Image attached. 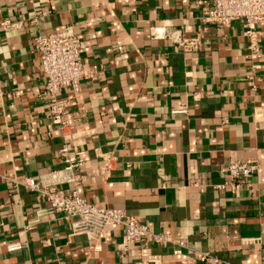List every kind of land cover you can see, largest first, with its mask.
Returning a JSON list of instances; mask_svg holds the SVG:
<instances>
[{
    "label": "crops",
    "instance_id": "obj_1",
    "mask_svg": "<svg viewBox=\"0 0 264 264\" xmlns=\"http://www.w3.org/2000/svg\"><path fill=\"white\" fill-rule=\"evenodd\" d=\"M209 8L210 0H0V22L16 24L0 28V264H264V36L263 57L251 62L242 23L207 26ZM67 30L95 72L78 94H58L69 101L62 119L85 134L78 194L183 247L141 242L123 253L120 226L93 246L21 187L62 166L33 42ZM173 31L200 36L201 50L176 49L163 37ZM238 161L258 169L235 194L216 189ZM13 244L22 248L8 252Z\"/></svg>",
    "mask_w": 264,
    "mask_h": 264
},
{
    "label": "built area",
    "instance_id": "obj_2",
    "mask_svg": "<svg viewBox=\"0 0 264 264\" xmlns=\"http://www.w3.org/2000/svg\"><path fill=\"white\" fill-rule=\"evenodd\" d=\"M235 21H240L243 25V36L250 61H260L263 57L260 48L264 31L260 26L264 24V0H210V8L202 18L205 25L217 28L228 26ZM15 26L16 24L8 21L0 22V28L4 31ZM163 37L183 53L199 52L203 46V40L198 35L185 37L173 31L166 32ZM33 49L37 54L45 80L44 95L48 102V117L60 132L63 140L59 152L62 156V166L60 169L49 171L38 181L26 178L20 184L21 187L45 199L48 203V212L61 214L70 220L71 236H85L93 246L108 227L120 226L124 233L123 243L120 246V251L123 253L128 245L141 242L153 243L160 247L168 244L183 247L184 241L175 243L167 235L153 233L146 223L131 219L123 211L95 205L78 194L77 187L84 177L80 172L86 165L85 151L79 148L85 134L72 132V129L62 119L69 101L60 99L58 94L63 90L70 91L74 95L78 94L81 82L94 76V68L90 70L83 68V50L80 39L68 30L36 36ZM259 67L258 64L251 65L253 72ZM110 161V158H103L102 165L96 171L102 183L109 178ZM257 169V163L233 162L222 170L226 181L215 188L235 194L242 181L250 178ZM64 186H71L72 190L66 192L63 190ZM21 248V244H13L7 247V251L13 252ZM147 252V249H140L138 256L156 263V258ZM200 259H206V256L202 255Z\"/></svg>",
    "mask_w": 264,
    "mask_h": 264
}]
</instances>
